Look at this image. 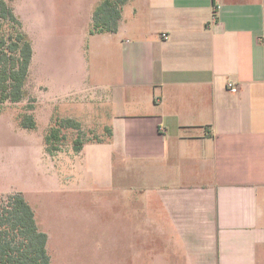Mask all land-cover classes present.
Instances as JSON below:
<instances>
[{
    "label": "crops",
    "instance_id": "0c3cea01",
    "mask_svg": "<svg viewBox=\"0 0 264 264\" xmlns=\"http://www.w3.org/2000/svg\"><path fill=\"white\" fill-rule=\"evenodd\" d=\"M101 1L87 5V66L95 47L116 74L49 96L99 88L112 136L49 156L84 175L102 164V189L119 196L144 188L148 225L156 202L185 264H264V0H128L115 33L91 35ZM64 3L58 28L59 11L84 13Z\"/></svg>",
    "mask_w": 264,
    "mask_h": 264
},
{
    "label": "rangeland",
    "instance_id": "374dc122",
    "mask_svg": "<svg viewBox=\"0 0 264 264\" xmlns=\"http://www.w3.org/2000/svg\"><path fill=\"white\" fill-rule=\"evenodd\" d=\"M6 1L22 21L34 54L24 99L0 107V205L8 196L25 197L39 228L49 236L52 264H185L178 237L156 202L151 203L155 223L148 225L144 188L139 187L138 194L119 196L113 188L102 189V164H96L92 176L79 174L75 165L52 159L46 152L45 136L54 124L49 118L52 111L54 117L74 115L73 120L81 121L79 131H63L65 139L56 156L76 154L73 146L78 136L84 142L108 138L101 123L99 88H87L80 96L62 100L63 104L49 96L51 86L82 87L85 82H100L105 71L111 78L116 74L115 62L101 59L102 51L95 47L87 66L89 36L83 33L91 0H75L74 5L84 10L77 21L59 11L60 28L53 14L57 7L66 6V0ZM27 113L35 116L36 130L20 126ZM102 202L111 204L102 207Z\"/></svg>",
    "mask_w": 264,
    "mask_h": 264
},
{
    "label": "trees",
    "instance_id": "16d2710c",
    "mask_svg": "<svg viewBox=\"0 0 264 264\" xmlns=\"http://www.w3.org/2000/svg\"><path fill=\"white\" fill-rule=\"evenodd\" d=\"M127 2L102 0L94 11L90 34L115 33ZM33 54L22 21L6 0H0V107L8 103L18 104L24 99ZM53 121L44 140L50 156L60 152V144L65 139L64 130L79 131L81 128V124L72 119L55 118ZM20 126L36 130L34 115H23ZM111 136L112 132L108 130V137ZM92 142H84L78 136L74 151L79 152L85 144ZM47 247L48 235L39 228L36 213L25 197L17 194L4 199L0 205V264H52Z\"/></svg>",
    "mask_w": 264,
    "mask_h": 264
}]
</instances>
